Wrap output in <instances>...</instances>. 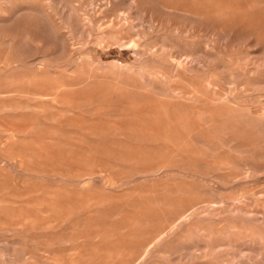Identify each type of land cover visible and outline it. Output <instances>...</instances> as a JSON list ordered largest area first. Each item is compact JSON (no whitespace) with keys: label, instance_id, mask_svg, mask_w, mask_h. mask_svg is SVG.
<instances>
[{"label":"rangeland","instance_id":"1","mask_svg":"<svg viewBox=\"0 0 264 264\" xmlns=\"http://www.w3.org/2000/svg\"><path fill=\"white\" fill-rule=\"evenodd\" d=\"M0 264H264V0H0Z\"/></svg>","mask_w":264,"mask_h":264},{"label":"bare ground","instance_id":"2","mask_svg":"<svg viewBox=\"0 0 264 264\" xmlns=\"http://www.w3.org/2000/svg\"><path fill=\"white\" fill-rule=\"evenodd\" d=\"M203 1H204V0H203ZM205 1H206V0H205ZM210 3H211V2H210ZM181 4H182V3H181ZM181 4H180V5H181ZM182 5H183V4H182ZM224 6H225V5H224ZM175 7H176V6H175ZM224 8H226V7H224ZM21 14H22V13H21ZM24 14H25V13H24ZM38 14H39V13H38ZM226 16H227V15H226ZM230 17H231V15H230ZM226 18H227V17H226ZM224 22H225V21H224ZM234 22H235V21H234ZM6 67H7V66H6ZM182 68H183V67H182ZM1 69H2V70L4 69L3 66H2ZM5 70H7V69H5ZM61 84H62V82H61ZM60 86H61V85H60ZM62 87H63V86H62ZM62 87H61V88H62ZM61 88H60V89H61ZM235 89H236V87H235ZM64 90H65V88H64ZM66 90H67V89H66ZM66 90H65V91H66ZM70 90H71V89H70ZM57 91H58V89H57ZM61 91H62V90H61ZM65 91H64V92H65ZM232 93H233V92H232ZM61 94H62V92H61ZM43 96H45V94H43ZM44 98H45V97H44ZM57 98H58V97H57ZM62 98H63V97H62ZM62 98H60V99L63 100ZM64 100H65V98H64ZM218 100H220V101H226L227 98L225 99V97L222 96V97H219ZM42 101H44L43 98H42ZM51 101H52V100H51ZM31 102H32V101H31ZM39 108H40V106H39ZM165 110H166V109H165ZM164 121H165V120H164ZM167 123H168V121H167ZM161 125H162V124H161ZM164 125H165V124H164ZM27 133H28V132H27ZM27 133H26V134H27ZM228 133H229V132H228ZM9 138H10V137H9ZM127 143H128V142H127ZM125 144H126V143H125ZM118 145H119V144H118ZM185 146H186V145H185ZM193 146H194V145H193ZM126 149H127V148H126ZM134 159H135V157H134ZM52 197H53V196H52ZM45 201H46V199H45ZM35 205H36V204H35ZM74 205H75V204H74ZM36 206H37V205H36ZM72 207H73V206H72ZM40 210H41V209H40ZM41 212H42V211H41ZM46 212H47V210H46ZM79 214L81 215V213H79ZM18 220H19V218H18ZM20 220H21V219H20ZM13 221H14V219H13ZM20 222H21V221H20ZM15 223H16V222H15ZM27 223H28V221H27ZM3 225H5V224L3 223ZM58 225H59V224H58ZM88 227H89V225H88ZM18 229H19V228H18ZM38 238H39V237H38ZM71 243H72V242H71ZM72 244H73V243H72ZM77 247H78V245H77ZM68 254H69V253H68ZM65 255H66V254H65ZM66 256H67V255H66ZM69 256H70V255H69ZM73 258H74V257H73ZM67 263H68V261H67Z\"/></svg>","mask_w":264,"mask_h":264}]
</instances>
